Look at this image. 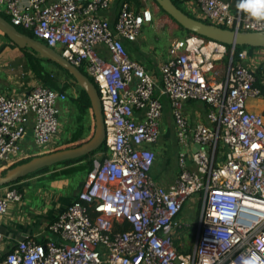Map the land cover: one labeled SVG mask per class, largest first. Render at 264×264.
Returning <instances> with one entry per match:
<instances>
[{
	"label": "built area",
	"instance_id": "obj_1",
	"mask_svg": "<svg viewBox=\"0 0 264 264\" xmlns=\"http://www.w3.org/2000/svg\"><path fill=\"white\" fill-rule=\"evenodd\" d=\"M181 2L204 21L264 31V20L234 10L231 0ZM138 3L0 0L2 16L93 79L106 128L104 150L82 189L48 227L56 238L20 240L0 264H264V115L247 105L263 96L255 83L264 48L240 50L225 80L216 82L209 75L232 49L189 33L170 43L158 77L131 58L125 44L155 18V0ZM67 98L42 84L0 94V170L29 155L22 143L31 123L34 144H55ZM164 98L180 145V171L168 186L152 174ZM188 101L208 107L207 122L191 123ZM16 184L0 187V216L22 199ZM193 195L201 210L192 235L193 225L179 215Z\"/></svg>",
	"mask_w": 264,
	"mask_h": 264
},
{
	"label": "crops",
	"instance_id": "obj_2",
	"mask_svg": "<svg viewBox=\"0 0 264 264\" xmlns=\"http://www.w3.org/2000/svg\"><path fill=\"white\" fill-rule=\"evenodd\" d=\"M26 1V0H24ZM234 10L238 11L237 0H231ZM160 7H155V13L158 12ZM245 13V12H244ZM168 18H170L168 16ZM171 19V18H170ZM172 20V19H171ZM176 23L174 20H172ZM177 24V23H176ZM149 25V24H147ZM178 25V24H177ZM147 33L143 30L137 38L136 41L130 42L125 41L127 50L131 58L140 61L145 65V67L156 74L159 77V70L161 64L166 60L168 55V48L170 43L175 38H169V45L165 52V59L160 62L155 61L153 66L149 65L147 56L142 53V47L147 39ZM18 46L15 45L11 40L7 39L4 33L0 30V94H15L20 95L29 91L34 85L30 86L20 76L18 73H11L7 69V65L10 64L11 60L17 58L15 55V50ZM19 48V47H18ZM259 52V51H258ZM262 54V53H259ZM261 56H259V59ZM230 60V59H229ZM219 68V62L216 63V69ZM210 74V73H209ZM213 73L209 75L211 79H214L216 82H223L226 78V75L221 77H213ZM264 78V76H262ZM219 79V80H218ZM264 82V80H263ZM164 101H168L167 98H164ZM197 101H188L185 103L184 110L185 114L191 121V123L197 122H207L206 116L202 117L203 110H208V107L204 104L203 110L197 108L194 103ZM200 102V101H198ZM65 102L60 103L61 111L64 107ZM202 103V102H201ZM169 104V101H168ZM248 108L251 111L259 112L264 115V95L262 97H250L247 101ZM170 106V104H169ZM171 114V109L168 115ZM167 115V121L170 116ZM207 115V114H206ZM171 118V117H170ZM204 120V121H203ZM174 121V120H172ZM174 123V122H173ZM173 130L175 133V124H173ZM176 135V133H175ZM162 136V135H161ZM161 138V137H160ZM33 142L32 136V123L28 127V133L26 138L22 143L24 151L30 154V143ZM176 143L179 145L177 137ZM180 146V145H179ZM157 149V145L154 147ZM29 151V152H28ZM180 151V150H179ZM76 163V165H75ZM67 166L65 170L70 169L66 174L65 180H60L61 178H46L47 183H41L44 179L35 180L34 177H27L21 181V183L16 184L17 189L22 194V199L20 201L11 202L7 213L0 216V232L2 233V238L0 239V259L5 257L9 250L16 245L20 240L26 238H34L37 240H45L47 238H56L49 230V225L58 217V215L66 209V207L77 197L79 191L82 189L84 182L86 180L88 169L84 166V161H78ZM156 166V164H155ZM154 166V168H155ZM178 166V161H177ZM74 167H78L76 170H71ZM152 170V174L154 171ZM180 168L178 166V174ZM177 174V177H178ZM154 177H156L153 174ZM176 177V178H177ZM176 178L172 181L174 182ZM168 184H163L168 186ZM179 219L182 223L180 216ZM193 225L192 223H186Z\"/></svg>",
	"mask_w": 264,
	"mask_h": 264
},
{
	"label": "rangeland",
	"instance_id": "obj_3",
	"mask_svg": "<svg viewBox=\"0 0 264 264\" xmlns=\"http://www.w3.org/2000/svg\"><path fill=\"white\" fill-rule=\"evenodd\" d=\"M133 3L136 4L137 2L133 0ZM143 30L148 36L144 46L142 47V53L147 56V63H149L150 66H153L155 61L159 60L161 62L163 58L165 59V52L169 45V38H185L189 35L187 30L168 18V15L161 8H159L158 12L155 13L154 21L149 25H144ZM15 55L17 58L11 60L10 64L7 65L8 71L11 73L19 72L24 82L30 86L41 83L35 73H33L30 69V62L26 54L17 47ZM230 55L231 51L229 50L222 59L217 61L219 62V68L215 77H218L219 75L223 77L226 75ZM44 70L51 73L56 84V88L65 91L68 96L60 115L61 133L54 145L50 144L38 146L33 142L30 143V154L26 155V158L79 145L88 140L95 131V118L92 109L88 108L82 112L76 106L75 100L80 95V89L71 82L70 76L65 71L51 63H45ZM194 105L201 110L204 108V104L198 101L195 102ZM169 112L170 106L168 101H166L164 116L162 119V136L157 144L156 166L153 171V174L156 176V180L163 184L172 182L178 174L177 161L180 146L176 143V135L173 130L174 121H172L173 118L170 116L171 114L168 115ZM206 114V111L203 110L201 115L204 118ZM167 115L171 117H169L168 121L166 118ZM80 129L81 138L75 141V135ZM97 153L93 154L90 158L83 160L85 163L84 165H88L89 161L94 159ZM69 165L71 164H57L44 171L32 174L30 177H34L35 180L44 179L39 181L41 183H47V180H45L46 178H61L60 180H65L67 178L66 175L59 173H62V171H64V169ZM5 169L6 168L1 169L0 173H2ZM18 183H21V181H18ZM200 210V199L198 200L197 195H193L187 200L179 216L182 221L192 223L193 227H196L197 229ZM189 232L190 229L187 234H189ZM194 232L196 231L192 230V235Z\"/></svg>",
	"mask_w": 264,
	"mask_h": 264
},
{
	"label": "water",
	"instance_id": "obj_4",
	"mask_svg": "<svg viewBox=\"0 0 264 264\" xmlns=\"http://www.w3.org/2000/svg\"><path fill=\"white\" fill-rule=\"evenodd\" d=\"M155 1L172 20L185 30L230 46L232 49L230 55L231 62L234 58L235 50L239 46L264 48V31H245L223 27L188 14L177 6L173 0ZM0 30L20 49H27L40 58L51 60L67 71L71 75V82L83 89L89 96L95 118L94 134L85 142L76 146L36 155L27 161L6 168L0 173V187H3L34 174L41 169L78 159L98 150L104 145L106 128L98 89L88 75L67 60L59 51L42 40L21 31L1 14Z\"/></svg>",
	"mask_w": 264,
	"mask_h": 264
},
{
	"label": "trees",
	"instance_id": "obj_5",
	"mask_svg": "<svg viewBox=\"0 0 264 264\" xmlns=\"http://www.w3.org/2000/svg\"><path fill=\"white\" fill-rule=\"evenodd\" d=\"M123 1H125V0H116V5H117V6L120 5ZM132 1H133V0H132ZM134 1L137 2L136 4H139V3H138V0H134ZM173 1H174L175 4H176L177 6H179L181 9H183L184 11H186L188 14L192 15L191 13H189V12L184 8V6L182 5L181 0H173ZM192 16H193V15H192ZM6 18H7V17H6ZM19 29H20L21 31H23V32H25V33H27V34H29V35H31V36L34 37V35H33L31 32L26 31V30H24V29H22V28H19ZM188 32H189V31H188ZM189 33H191V32H189ZM5 36H6V35H5ZM6 37H7V36H6ZM7 39H9V38L7 37ZM227 46H228V45H227ZM228 47L230 48V46H228ZM244 48H247L251 54L254 53V51H256V50L261 49V48L248 47V46H239V47L236 48V51H235L234 62H237V60H238V53H239L240 50H242V49H244ZM20 50L23 51V52L26 54L27 58L29 59V62H30L29 67H30V69L33 71V73H35V75H36V77L38 78V80L41 82V83H39V84H42V85L48 86V87H50V88L57 89V88H56V84H55V82H54V79H53L51 73H50V72H47V71L44 70V64H45V63H51V64H53V65L59 67V68L62 69L63 71H65V70H64L62 67H60L57 63H55V62H53V61H51V60L45 59V58H40V57H38L35 53L29 52L27 49H20ZM81 70L86 74V71H85L83 68H81ZM65 72H66V73L70 76V78H71V75H70L67 71H65ZM262 76H264V67L261 65V66L258 68V70H257V81H256L255 85L261 88V90H262V92H263V95H264V82H263L264 78H263ZM92 80H93V79H92ZM73 84H74V83H73ZM76 86H77V85H76ZM77 87H78V86H77ZM78 88H79V87H78ZM79 89H80V95H79V97L75 100L77 108H79V110H81L82 112H84V111H85L86 109H88V108L92 109L91 101H90V99H89V96L87 95V93H86L83 89H81V88H79ZM58 90H60V89H58ZM61 91H63V90H61ZM80 134H81V129L76 133V135H75V139H76V140H75V141H77V140H79V139L81 138V137H80ZM100 150H104V145L101 146L98 150L92 152V153L89 154V155H85V156L80 157V158L75 159V160L65 161V162H62V163H60V164H65V165H66V164H72V163H75V162H78V161H81V160L88 159V158H90L93 154L97 153V152L100 151ZM30 158H31V157L21 159V160L17 161L15 164H18V163H21V162L27 161V160H29ZM92 160H93V159H92ZM92 160L89 161L88 165H84L85 168L88 169V171H89V169L92 168ZM15 164H13V165H15ZM13 165H12V166H13ZM48 168H49V167L44 168V169H41V170H39L38 172H40V171H44V170H46V169H48ZM76 169H78V167H74V168H72L71 170H76ZM68 171L70 172V169H67V170H65V171H62V173H59V174H66ZM36 173H37V172H36ZM34 174H35V173H34ZM59 174H58V175H59ZM31 175H32V174H31ZM31 175H29V176H31ZM29 176H27V177H29ZM27 177H25V178H27ZM23 179H24V178H23ZM20 180H22V179H20ZM20 180H19V181H20ZM17 182H18V181H17ZM17 182H14V183H17ZM192 229L196 231V227H192Z\"/></svg>",
	"mask_w": 264,
	"mask_h": 264
},
{
	"label": "clouds",
	"instance_id": "obj_6",
	"mask_svg": "<svg viewBox=\"0 0 264 264\" xmlns=\"http://www.w3.org/2000/svg\"><path fill=\"white\" fill-rule=\"evenodd\" d=\"M237 8L257 20H264V0H237Z\"/></svg>",
	"mask_w": 264,
	"mask_h": 264
}]
</instances>
